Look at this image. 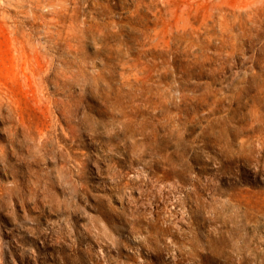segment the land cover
<instances>
[{
  "label": "clouds",
  "instance_id": "1",
  "mask_svg": "<svg viewBox=\"0 0 264 264\" xmlns=\"http://www.w3.org/2000/svg\"><path fill=\"white\" fill-rule=\"evenodd\" d=\"M0 264H264V0H0Z\"/></svg>",
  "mask_w": 264,
  "mask_h": 264
}]
</instances>
